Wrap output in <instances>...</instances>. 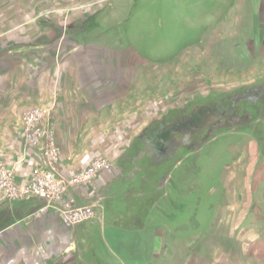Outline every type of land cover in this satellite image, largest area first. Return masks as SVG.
Wrapping results in <instances>:
<instances>
[{"label":"rangeland","instance_id":"1","mask_svg":"<svg viewBox=\"0 0 264 264\" xmlns=\"http://www.w3.org/2000/svg\"><path fill=\"white\" fill-rule=\"evenodd\" d=\"M68 77H91L88 135L112 142L90 159L124 149L101 217L137 231L134 264H264V0H0V88L25 93L6 132L74 105ZM85 243L57 262L116 264Z\"/></svg>","mask_w":264,"mask_h":264},{"label":"crops","instance_id":"2","mask_svg":"<svg viewBox=\"0 0 264 264\" xmlns=\"http://www.w3.org/2000/svg\"><path fill=\"white\" fill-rule=\"evenodd\" d=\"M21 80H19L21 86H15L13 90L8 87L7 81L4 82L5 90L2 91L0 88V158L16 160L15 179L17 182H26L31 169L24 160L38 163L37 153L26 145L21 135L6 132L1 125V120L13 112L15 103L25 99ZM68 80L65 88L70 86L68 91L77 96L78 101L75 102V106L70 104V108L64 107L61 110L59 108L53 112L55 117L52 115L50 117L60 149L59 169L65 176L72 175L91 161L93 146L106 147L112 143L110 140L95 143L91 141V135H88L90 129L86 125V119L88 115L91 116V77H68ZM44 90L43 86L39 85V91L44 94ZM105 91L109 90L105 87L97 89L93 97L104 95ZM21 118L22 116L19 117L20 121ZM123 150L110 148L103 152L115 166L116 155L124 152ZM116 177L103 171L88 184L68 190L64 198L72 197L77 204H94L96 212L91 221L70 229L61 224L55 207L46 213H40V208L46 204L45 199L29 196L16 202H8L0 196V264H60L57 261L70 254V250L75 248L77 242H86L84 247L86 253L89 252L90 242L91 251L93 246L98 247L105 253V258L113 260L116 264H125L123 261L125 258L134 264L138 258L135 248L137 242L128 236L130 232L131 235L137 234V231L120 227L117 220L107 225L101 217L106 190ZM31 257L33 259L29 260Z\"/></svg>","mask_w":264,"mask_h":264},{"label":"built area","instance_id":"3","mask_svg":"<svg viewBox=\"0 0 264 264\" xmlns=\"http://www.w3.org/2000/svg\"><path fill=\"white\" fill-rule=\"evenodd\" d=\"M22 137L39 158L26 182H17L14 171L0 162V196L16 202L29 196L46 200L41 211L55 207V212L66 228L95 217L94 204H77L74 198L65 199L70 188L88 184L97 174L110 169L105 156L93 158L86 166L65 176L59 169L60 149L55 141L53 127L45 121L43 112L31 108L22 114Z\"/></svg>","mask_w":264,"mask_h":264},{"label":"trees","instance_id":"4","mask_svg":"<svg viewBox=\"0 0 264 264\" xmlns=\"http://www.w3.org/2000/svg\"><path fill=\"white\" fill-rule=\"evenodd\" d=\"M159 140L161 139V137L158 138Z\"/></svg>","mask_w":264,"mask_h":264}]
</instances>
